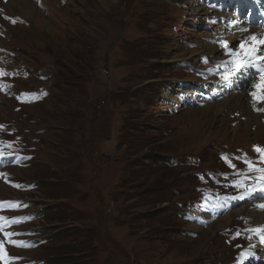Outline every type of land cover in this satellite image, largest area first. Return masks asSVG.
Here are the masks:
<instances>
[{
    "label": "rangeland",
    "instance_id": "rangeland-1",
    "mask_svg": "<svg viewBox=\"0 0 264 264\" xmlns=\"http://www.w3.org/2000/svg\"><path fill=\"white\" fill-rule=\"evenodd\" d=\"M26 1L38 11L0 43L17 55L13 66L16 77L22 75L16 81L19 87L37 94L39 87L53 90L47 98L26 92L24 106L8 85L14 77L5 80L4 94L11 101L0 106V127L13 125L17 132L0 138V160L17 157L0 164V170L37 185L31 194L2 186L0 199H31L35 206L26 214L45 212V219L34 227L47 235L69 226L75 231L22 255L47 264H69L70 247L86 253L80 259L90 247L94 264H227L230 249L220 237L223 230L217 222L194 229L180 220L175 205L179 198L173 191L183 193L184 201L197 198L196 173L224 170L217 151L264 141V127L260 139L235 140L233 124L218 121L212 111L183 109L171 115L165 105L175 98L179 83L196 82L178 64L197 65L203 50L191 43L212 40L203 18L207 1ZM178 46L186 49L188 60L168 61L173 51V56L178 54ZM20 65L37 73L51 68L48 72L56 78L37 81ZM15 106L20 107L17 112ZM257 126L251 127L253 133ZM224 135L226 143L220 142ZM33 146L37 158L31 167L18 168L21 154ZM150 156L158 162L148 161ZM188 157L200 158L202 165L174 164L170 169L163 164ZM247 195L233 199L232 208L225 207L224 215L232 218L226 228L240 219L241 209L244 213L254 206ZM260 212L264 210L253 213ZM29 220L17 218V225L31 236Z\"/></svg>",
    "mask_w": 264,
    "mask_h": 264
},
{
    "label": "bare ground",
    "instance_id": "bare-ground-1",
    "mask_svg": "<svg viewBox=\"0 0 264 264\" xmlns=\"http://www.w3.org/2000/svg\"><path fill=\"white\" fill-rule=\"evenodd\" d=\"M4 0H0V3H2ZM82 0H68L69 4H74L76 5L77 3H81ZM104 4L107 3H115V0H98ZM4 8H6L7 12L9 15H13L14 17H21L23 19H31L33 17V13L37 12L38 9L36 6H31L28 4L26 0H8L7 5H3ZM201 23V22H200ZM250 24V21L247 22L246 26ZM207 36L211 38V35L207 33ZM252 37H255V41L259 42L261 40H264V36H255L252 35ZM193 45L200 46L202 48L201 55L205 54H216L219 55L221 54L219 47L213 44H210L208 42H203V41H193L191 43ZM10 49V48H9ZM183 50L184 53H180V51ZM175 51L177 55L173 56L174 51L171 53V57L168 61L170 62H181V61H187L188 57L185 53L186 49L184 47L178 46ZM200 51L197 50L195 54H199ZM0 87H1V82H0ZM179 92V91H178ZM254 106L251 105L247 95L245 93H241L239 95H234V96H229L228 98L224 99L221 102L215 103L208 105L206 107L207 110L212 111L213 117L218 119V121L221 122H228L231 124H234L235 127L232 129V135L231 138L234 137L235 140L237 139H242L246 140L247 138L253 140L254 138L260 139L262 136V126L260 125L259 117L253 113L252 109ZM225 110H227L229 113L228 115L224 114ZM240 114V117H238ZM246 117L247 121L246 122H241L240 118ZM237 122H239L237 124ZM253 125H259L258 129L255 133L252 132L251 127ZM229 134V133H227ZM227 137L224 135L223 139L220 142L226 143ZM264 139V136H263ZM244 209H241L240 215H249L254 218H258V222L256 224H261L264 223V212H260L257 214L249 213L248 209L246 210L247 212H243ZM231 215V214H230ZM225 216L224 218H221L217 221V226L220 230L225 229L231 221V216ZM194 229H198L197 227L193 226Z\"/></svg>",
    "mask_w": 264,
    "mask_h": 264
},
{
    "label": "snow or ice",
    "instance_id": "snow-or-ice-1",
    "mask_svg": "<svg viewBox=\"0 0 264 264\" xmlns=\"http://www.w3.org/2000/svg\"><path fill=\"white\" fill-rule=\"evenodd\" d=\"M252 39L255 40L256 38L253 37ZM259 43L264 44V40L259 41ZM224 46L227 47L226 44ZM256 51L257 49L253 48L251 52L243 51L239 53V55H237V53H232V55L235 57V59L232 61L233 67L232 69L229 70V73L224 76V79H228L230 75L234 74L235 72H239L243 69H247L250 67H258V65H253L251 62V57L255 55ZM260 59H264V57H260ZM261 73L264 74V68H261ZM252 87L257 90L264 88V75L261 76V83L254 82L252 84ZM251 96L253 97L254 107L257 102H264V92L253 91L251 93ZM259 110L264 111V109H259ZM256 151L264 152V149L257 148ZM261 171H264V169H261ZM259 207L264 208V205H260Z\"/></svg>",
    "mask_w": 264,
    "mask_h": 264
},
{
    "label": "trees",
    "instance_id": "trees-1",
    "mask_svg": "<svg viewBox=\"0 0 264 264\" xmlns=\"http://www.w3.org/2000/svg\"><path fill=\"white\" fill-rule=\"evenodd\" d=\"M60 72H61V70H59V75H60ZM149 159L150 160H148V161H150L152 163H157L158 162V161L155 160V158H153L151 156L149 157ZM160 186H163V184L160 185ZM74 229H75L74 226H69L65 230H62V231H60L58 233H55L54 236H52L53 240L54 241L63 240L64 235H66V231H69V233L67 234V236H65V238L66 237H70V235L75 231ZM86 240H88V242H87V244H88L89 243V237H87ZM76 244H79V243H76ZM82 246H84V245H82ZM89 249H90V247L85 249V251L88 252L87 256H85L83 259H80V256L82 254L86 255V253L84 251L80 250L79 248L70 247L69 250H71V253H69V255H71V256L67 255V257H69L71 259V262L69 264H79V262H84L85 264H94V256L89 251Z\"/></svg>",
    "mask_w": 264,
    "mask_h": 264
}]
</instances>
